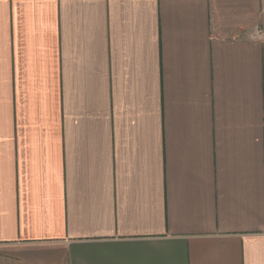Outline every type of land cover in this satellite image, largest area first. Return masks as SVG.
Masks as SVG:
<instances>
[{"label":"crops","instance_id":"0c3cea01","mask_svg":"<svg viewBox=\"0 0 264 264\" xmlns=\"http://www.w3.org/2000/svg\"><path fill=\"white\" fill-rule=\"evenodd\" d=\"M0 264H264V0H0Z\"/></svg>","mask_w":264,"mask_h":264}]
</instances>
